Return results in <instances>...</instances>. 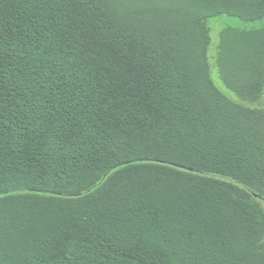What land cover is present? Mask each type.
<instances>
[{
    "label": "trees",
    "instance_id": "obj_1",
    "mask_svg": "<svg viewBox=\"0 0 264 264\" xmlns=\"http://www.w3.org/2000/svg\"><path fill=\"white\" fill-rule=\"evenodd\" d=\"M221 16L264 0H0V264H264V26L233 100Z\"/></svg>",
    "mask_w": 264,
    "mask_h": 264
},
{
    "label": "rangeland",
    "instance_id": "obj_2",
    "mask_svg": "<svg viewBox=\"0 0 264 264\" xmlns=\"http://www.w3.org/2000/svg\"><path fill=\"white\" fill-rule=\"evenodd\" d=\"M210 28V47L208 51V60L210 64V77L215 84V86L227 96H230L233 100L236 98L233 96L231 92H229L223 85V81L221 80L219 63H218V45L220 43L219 34L220 32L227 27L240 29V30H249V29H257L264 26V17L255 22H244L236 17H227L221 16L218 19L210 20L208 23ZM253 107H257L256 103L253 104Z\"/></svg>",
    "mask_w": 264,
    "mask_h": 264
}]
</instances>
